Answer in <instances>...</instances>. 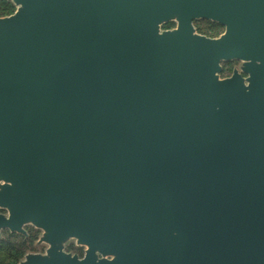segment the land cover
<instances>
[{
    "label": "water",
    "instance_id": "water-1",
    "mask_svg": "<svg viewBox=\"0 0 264 264\" xmlns=\"http://www.w3.org/2000/svg\"><path fill=\"white\" fill-rule=\"evenodd\" d=\"M12 1L0 230L50 245L20 264H264V0Z\"/></svg>",
    "mask_w": 264,
    "mask_h": 264
},
{
    "label": "rangeland",
    "instance_id": "rangeland-1",
    "mask_svg": "<svg viewBox=\"0 0 264 264\" xmlns=\"http://www.w3.org/2000/svg\"><path fill=\"white\" fill-rule=\"evenodd\" d=\"M17 10V6L12 0H0V18H5ZM192 25L195 33L208 38H218L224 31L225 27L220 23L207 19L193 20ZM177 27L176 21H170L160 26L161 31L173 30ZM243 62L240 60H230L221 62V79L229 78L237 71L241 73ZM244 76V75H243ZM3 184L0 181V186ZM0 214L8 215L7 209L0 207ZM23 233L11 232L9 229L0 230L1 246L4 244L13 249L9 264H20L25 261L29 255H46L49 244L43 241L44 231L31 223H27L22 227ZM64 253L82 258L87 250V246L79 244L76 238H67L59 243ZM8 260L4 263L7 264Z\"/></svg>",
    "mask_w": 264,
    "mask_h": 264
},
{
    "label": "trees",
    "instance_id": "trees-1",
    "mask_svg": "<svg viewBox=\"0 0 264 264\" xmlns=\"http://www.w3.org/2000/svg\"><path fill=\"white\" fill-rule=\"evenodd\" d=\"M13 249L10 246L4 244L1 246V239H0V264H5L4 262L8 260L7 264L10 263V258L12 255Z\"/></svg>",
    "mask_w": 264,
    "mask_h": 264
},
{
    "label": "flooded vegetation",
    "instance_id": "flooded-vegetation-1",
    "mask_svg": "<svg viewBox=\"0 0 264 264\" xmlns=\"http://www.w3.org/2000/svg\"><path fill=\"white\" fill-rule=\"evenodd\" d=\"M85 246V245H84ZM49 247H50V245H49ZM87 250H88V246H87ZM86 250V251H87ZM96 255H97V258L98 259H101V258H104V259H108V260H112L113 259V256H102L100 253H98V252H96ZM72 256V255H71ZM86 256V253H85V255L82 257V258H80V259H83L84 257ZM79 259V258H78Z\"/></svg>",
    "mask_w": 264,
    "mask_h": 264
},
{
    "label": "bare ground",
    "instance_id": "bare-ground-1",
    "mask_svg": "<svg viewBox=\"0 0 264 264\" xmlns=\"http://www.w3.org/2000/svg\"><path fill=\"white\" fill-rule=\"evenodd\" d=\"M73 239V238H72Z\"/></svg>",
    "mask_w": 264,
    "mask_h": 264
}]
</instances>
